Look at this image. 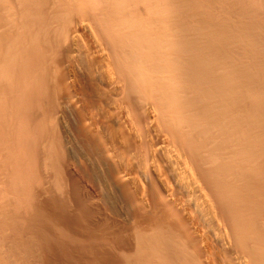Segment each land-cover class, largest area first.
I'll return each mask as SVG.
<instances>
[{
    "label": "bare ground",
    "instance_id": "6f19581e",
    "mask_svg": "<svg viewBox=\"0 0 264 264\" xmlns=\"http://www.w3.org/2000/svg\"><path fill=\"white\" fill-rule=\"evenodd\" d=\"M0 264H264V0H0Z\"/></svg>",
    "mask_w": 264,
    "mask_h": 264
}]
</instances>
